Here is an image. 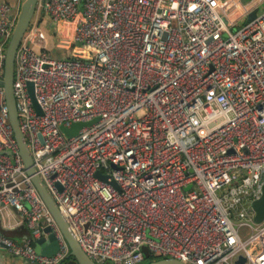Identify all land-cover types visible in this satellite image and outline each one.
<instances>
[{"label": "built area", "instance_id": "obj_1", "mask_svg": "<svg viewBox=\"0 0 264 264\" xmlns=\"http://www.w3.org/2000/svg\"><path fill=\"white\" fill-rule=\"evenodd\" d=\"M262 5L38 0L15 59L19 124L37 175L95 263L149 254L264 264V218L255 221L252 205L264 186ZM18 18L0 4V245L28 264H63L70 246L27 172L5 97ZM77 122L91 123L61 130ZM47 226L54 255L35 247Z\"/></svg>", "mask_w": 264, "mask_h": 264}, {"label": "water", "instance_id": "obj_2", "mask_svg": "<svg viewBox=\"0 0 264 264\" xmlns=\"http://www.w3.org/2000/svg\"><path fill=\"white\" fill-rule=\"evenodd\" d=\"M38 0H26L21 9V13L19 14V18L15 29L12 33L11 39L7 46L6 52V63L4 68V89H5V97L6 102L9 110L10 116V123L14 129L15 136L17 138L20 154L24 159L27 172L31 176L32 181L37 186L38 190L40 191L46 205L48 206L49 210L51 211L52 215L56 219L60 229L62 230L69 246L71 249V255L75 257L79 264H97L93 260H91L87 254L81 248L77 238L70 230L68 223L64 219L63 215L61 214L55 200L49 194L46 187L44 186L43 182L39 178L36 173L33 164V158L30 153V149L28 147L25 135L23 134L20 124H19V114L16 107V100L13 93V82H14V70H15V59L17 55V51L23 35L27 30L31 20L33 19L36 6ZM257 11H253L249 16L250 19L254 18ZM32 86V84H30ZM36 104V102H35ZM91 122H77L73 123L70 127L61 126V130L67 134L68 136L74 135L78 133L79 129ZM100 173H98L99 175ZM106 179V177H104ZM115 184V183H114ZM116 185V184H115ZM61 188V185L59 184ZM253 207L256 210V217L255 221L260 222L264 218V186H263V194L259 200L253 202ZM45 235L36 239L35 247L38 253L43 255H54L59 250V243L58 240L49 226L45 227L44 229ZM244 258H240L239 262H243ZM147 264H186L180 260L174 258H157Z\"/></svg>", "mask_w": 264, "mask_h": 264}, {"label": "crops", "instance_id": "obj_3", "mask_svg": "<svg viewBox=\"0 0 264 264\" xmlns=\"http://www.w3.org/2000/svg\"><path fill=\"white\" fill-rule=\"evenodd\" d=\"M24 2H22L21 0H0V4H4V5L9 6L15 12L19 11V14L21 13L22 5ZM37 15L39 16V19L41 20L43 27H45L49 31V28L51 27V23H50L47 15L46 16L44 14H42V15L37 14ZM54 42H55L54 38L49 34L48 40H47V45L50 49L55 51V53L58 55V53L56 52V48L54 49V47H53ZM71 261L74 262L75 260L72 259L71 257H69V260L66 261L64 264H68ZM0 264H28V261L26 258L16 257V256L12 255L5 247L0 245Z\"/></svg>", "mask_w": 264, "mask_h": 264}, {"label": "trees", "instance_id": "obj_4", "mask_svg": "<svg viewBox=\"0 0 264 264\" xmlns=\"http://www.w3.org/2000/svg\"><path fill=\"white\" fill-rule=\"evenodd\" d=\"M25 231H26V230H25ZM70 257H71L72 259H74L75 261H74V262L71 261V262H69V263L67 262L68 264H79L73 255H70ZM146 257H147L146 260H145L142 264H147V263H149V262H151L152 260H155V259H157V258H164V257H161V256H156L155 258H150V257H149V254H147ZM67 261H68V260H67ZM65 262H66V261H65ZM65 262H64V263H65ZM64 263H63V264H64Z\"/></svg>", "mask_w": 264, "mask_h": 264}, {"label": "rangeland", "instance_id": "obj_5", "mask_svg": "<svg viewBox=\"0 0 264 264\" xmlns=\"http://www.w3.org/2000/svg\"><path fill=\"white\" fill-rule=\"evenodd\" d=\"M264 7V5H262V7L261 8H263ZM60 42H62L63 43V40H60ZM58 42H56V44H57ZM71 46H72V44H70ZM69 45V46H70ZM57 46V45H56ZM70 48V47H69ZM68 49H63V48H61V47H59V46H57V48H56V52L57 53H59V54H61V55H64L65 53H66V51H67ZM106 264H114V262L113 261H108Z\"/></svg>", "mask_w": 264, "mask_h": 264}]
</instances>
